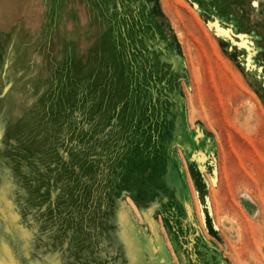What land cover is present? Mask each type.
Instances as JSON below:
<instances>
[{
  "label": "rangeland",
  "instance_id": "rangeland-1",
  "mask_svg": "<svg viewBox=\"0 0 264 264\" xmlns=\"http://www.w3.org/2000/svg\"><path fill=\"white\" fill-rule=\"evenodd\" d=\"M0 264H264V0H0Z\"/></svg>",
  "mask_w": 264,
  "mask_h": 264
}]
</instances>
